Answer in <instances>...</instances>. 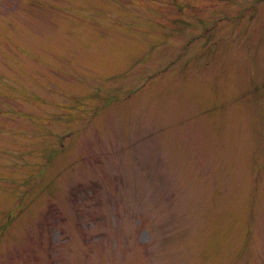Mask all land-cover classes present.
<instances>
[{
    "label": "rangeland",
    "instance_id": "rangeland-1",
    "mask_svg": "<svg viewBox=\"0 0 264 264\" xmlns=\"http://www.w3.org/2000/svg\"><path fill=\"white\" fill-rule=\"evenodd\" d=\"M0 264H264V0H0Z\"/></svg>",
    "mask_w": 264,
    "mask_h": 264
}]
</instances>
